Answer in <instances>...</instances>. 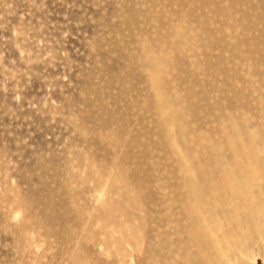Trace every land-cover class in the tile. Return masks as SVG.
I'll list each match as a JSON object with an SVG mask.
<instances>
[{"label":"rangeland","instance_id":"obj_1","mask_svg":"<svg viewBox=\"0 0 264 264\" xmlns=\"http://www.w3.org/2000/svg\"><path fill=\"white\" fill-rule=\"evenodd\" d=\"M0 264H264V0H0Z\"/></svg>","mask_w":264,"mask_h":264}]
</instances>
